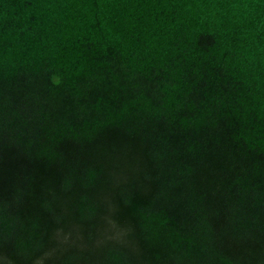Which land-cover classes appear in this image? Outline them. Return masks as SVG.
I'll return each mask as SVG.
<instances>
[{
  "label": "trees",
  "instance_id": "obj_1",
  "mask_svg": "<svg viewBox=\"0 0 264 264\" xmlns=\"http://www.w3.org/2000/svg\"><path fill=\"white\" fill-rule=\"evenodd\" d=\"M0 264H264V0H0Z\"/></svg>",
  "mask_w": 264,
  "mask_h": 264
}]
</instances>
